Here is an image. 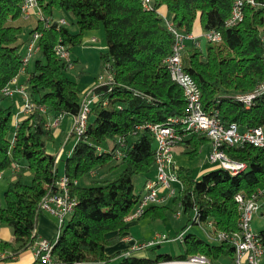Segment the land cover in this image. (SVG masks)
Masks as SVG:
<instances>
[{"label":"trees","instance_id":"16d2710c","mask_svg":"<svg viewBox=\"0 0 264 264\" xmlns=\"http://www.w3.org/2000/svg\"><path fill=\"white\" fill-rule=\"evenodd\" d=\"M23 2L0 0V173L11 169L13 175L0 204V225L11 227L13 237L0 238V261H11L33 246L41 202L56 190L61 176L58 163L63 160L77 203L53 240L51 264H152L192 254H203L214 264L222 258L227 259L224 264L231 262L235 245L230 233L240 229L236 195H251L264 186V148L250 143L222 146L230 157L248 164L238 174L219 167L196 178L189 166L174 167L181 182L175 200L189 221L210 226L209 238L188 231L186 224L182 252L176 256L128 253L113 263L121 251L110 253L108 248L127 234V216L140 200L134 178L144 173L148 180L156 167V138L149 125L187 113L183 87L172 78L166 61L176 43L168 23L186 36L182 62L200 86L204 110L217 112L224 123L236 122L242 130L264 127V93L250 106L238 98L264 80V0L244 3L243 19L232 26L227 20L235 0H152L150 7L143 0H38L43 17L38 16L27 39L22 38ZM60 9L73 14L76 32L59 23L55 13ZM48 18L53 22L47 24ZM100 25L107 39L102 62L112 78L94 86L98 99L90 115L94 113L95 119L89 115L87 129L70 154L56 160L57 154L47 148L54 133L46 124L60 114L77 115L83 96L78 82L68 75L72 67L55 54L54 47L62 42L71 53L87 30ZM212 29L222 39L207 41L205 48L187 36ZM35 32H39L38 49L26 60L21 48L26 42L29 48ZM22 71L27 75L18 80ZM15 77L32 103V110L20 120L15 118L13 102L18 98L17 106H22V95L4 92ZM7 98L13 102L5 103ZM208 142L207 134L189 133L179 144L195 158ZM15 164L19 170L13 169ZM107 165L122 170L115 178L97 179L99 168ZM25 169L33 174L31 183L24 180ZM89 173L93 184L79 183ZM168 208L152 203L139 219L163 218ZM257 234L264 246V229Z\"/></svg>","mask_w":264,"mask_h":264},{"label":"built area","instance_id":"2783aa9c","mask_svg":"<svg viewBox=\"0 0 264 264\" xmlns=\"http://www.w3.org/2000/svg\"><path fill=\"white\" fill-rule=\"evenodd\" d=\"M151 1L152 0H143V3L146 7H150ZM246 2L255 4V0H235L232 13L227 20V25H235L243 19V6ZM22 12L23 16H28L36 12L39 17H43L38 6V0H24ZM52 20V18H48L47 24L53 22ZM58 21L60 24L66 23L64 17L59 18ZM168 26L175 33L176 43L174 44L172 54L166 61L172 78L183 87L187 99V113L182 117L169 118L165 122L149 125L157 140V174L155 178L152 177L146 181L144 192L141 194L137 207L127 216V220L129 221L140 218L148 205L160 203L164 199L163 196L159 195L160 187H167L172 193H176L175 188L171 189L172 182H181L173 167V150L189 133L207 134L211 141V152L208 155V159L211 162H220L221 167L228 169L233 174L244 172L248 164L230 157L222 148L224 144L244 145L250 143L264 148V127L258 126L242 130L236 122L226 124L221 120L217 112H207L204 110L200 86L194 77L185 70L182 62V51L184 49L186 36L174 27L171 22L168 23ZM187 36L193 39L198 38L192 34ZM203 36L207 41H220L222 39L221 33L213 29L204 31ZM38 38L39 32H35L29 43V52L25 58L26 60L38 49ZM197 43L199 44V42ZM54 52L58 57L68 61L70 67H73L74 64L72 62L71 53L64 43L58 42L54 47ZM111 78L112 74L110 73L105 82L109 81ZM17 83V77H15L8 86L4 88V92L7 94H13L15 92L20 93L24 100L20 111L28 114L32 110V103L29 100L25 86L17 85ZM93 88L83 97L81 110L77 115H74L69 136L77 135L79 137L87 129L92 103L98 99V95ZM262 93H264V80L257 85L255 91L239 95L238 98L244 101L247 106H250L253 98ZM59 122L60 118L50 119L46 126L52 128L57 126ZM120 154L121 152H118V156H120ZM58 159L59 155L56 160ZM13 169L19 170L20 165L15 164ZM1 176L2 172L0 173V178ZM74 181L77 182V180ZM70 183L71 179L66 174L61 175L55 183L56 190L48 193L41 202L42 209H47L59 218L60 227L63 225L67 215L74 211L77 203L76 197L72 195ZM263 196L264 186L251 195L242 192L236 195V201L240 212V229L230 233V238L235 245V257L228 264H263L264 246L252 227L253 216L259 210L260 199ZM180 215L181 213L178 212L177 216ZM224 235L225 234L222 233L220 237H224ZM156 236L157 239L139 244L137 247L149 246L155 242H162L168 239L166 234L158 233ZM183 236L184 232L180 233L175 239L182 240ZM53 247V240L37 236L31 247L34 255L33 264H51L53 260ZM152 264L214 263L203 254H192L185 258L163 260Z\"/></svg>","mask_w":264,"mask_h":264},{"label":"rangeland","instance_id":"374dc122","mask_svg":"<svg viewBox=\"0 0 264 264\" xmlns=\"http://www.w3.org/2000/svg\"><path fill=\"white\" fill-rule=\"evenodd\" d=\"M55 16L58 18L64 17L66 19V25L71 28L73 32L78 30L77 25L75 24V18L73 14L66 10L60 9L57 10ZM35 26L34 21L31 22H24L23 24V32L22 38L27 39L30 35L31 29ZM201 40V45L203 48L206 47L207 39L201 34L199 36ZM107 51V39H106V31L103 25H100L96 28L89 29L85 32L83 36V40L80 44L76 45L71 50V58L74 60V65L68 71V75L71 79L78 82L79 88L81 90L82 96L85 97L87 92L91 90L97 84L105 82L108 79L110 74L109 68H107L102 62V53ZM21 52L24 55H27L28 50V43H24L23 47L21 48ZM37 55V54H36ZM35 54L33 56H36ZM34 57H31L30 64H33ZM27 73L22 71L21 78L26 77ZM18 99V98H16ZM14 98V102L11 98H7L5 101L6 103L14 104V112L17 107V100ZM20 104L24 102L23 99L20 98ZM72 114H60L59 116H55L54 118H61L60 119V132L58 135H55L47 141V148L52 153H57L59 149L63 148V157L68 156L71 152L73 146L75 145L78 136L71 135L70 128H69V120L72 117ZM90 119H95V114L91 113ZM54 133V132H53ZM113 142V141H112ZM154 146H157V140L154 141ZM184 146L175 147L173 150V164L175 167H179L181 165L189 166L193 174L196 178H201L205 173L221 167L220 162H211L208 159V155L211 152V141L206 143L199 153V155L195 158H191L189 154L183 152ZM118 160H115L113 164L118 163ZM59 173H64V161L61 160L58 163ZM9 170V169H8ZM26 170V169H25ZM122 168L121 166H116L110 170L109 165L100 167L98 170V177L97 179L101 178H115L117 177ZM24 171V170H23ZM7 173H10L7 171ZM23 177L27 183H31L33 181V174L28 175V173L24 171ZM157 168L154 167L151 171L152 177H156ZM147 176L144 173L138 174L134 178L135 190L137 193L141 194L144 192L143 185L145 183ZM81 184L83 185H91L93 184L92 175L86 174L81 179ZM8 180L2 179L0 180V204H4V191L7 187ZM175 188L176 193H179V189L181 188V183L179 182H172L171 189ZM159 195L163 196L164 199L160 203H165L169 208L163 218L160 219H151V218H138L139 221L136 225L130 226V232L134 237V240L137 243H146L157 239V234H166L168 236L167 240L162 242H155L149 246L138 247L134 250V252H139L145 254L144 256L156 257L158 254L161 253H170L174 256L180 254L182 252L180 240H176L175 238L183 232V228L186 224L188 227L186 228L190 232H194L199 234L204 238H209L206 229H210V226L207 224H199L193 223L192 221L188 220L187 214L184 213L183 207L181 204L175 200V193H172L171 190L167 187H160L159 188ZM264 197V196H263ZM262 197V198H263ZM262 199L260 201V205L262 204ZM180 212L181 215L177 216V213ZM264 203L259 213H255L252 220V227L253 230L260 231L261 228H264ZM193 214V213H192ZM40 217L47 216L48 219L52 220V222L57 225V231L60 227L59 218L48 211L47 209H42L40 212ZM70 214L67 215L66 220L69 218ZM4 226H8L3 224ZM37 225H41L40 218L37 221ZM9 227V226H8ZM57 231L52 238V240H56ZM227 259L222 258L218 261L219 264H224Z\"/></svg>","mask_w":264,"mask_h":264},{"label":"crops","instance_id":"0c3cea01","mask_svg":"<svg viewBox=\"0 0 264 264\" xmlns=\"http://www.w3.org/2000/svg\"><path fill=\"white\" fill-rule=\"evenodd\" d=\"M31 21H34L35 23V26L37 25V22H38V15L36 12L34 13H31L30 15L28 16H22V19H21V22L24 24V22H31ZM33 26V27H35ZM204 31L202 30H198L194 33H192V35H194L195 37H198V41L199 44H201V40L199 39V36L201 34H203ZM21 74L18 78V80H21ZM90 91V90H89ZM23 99V98H22ZM6 103V101H5ZM23 105V104H22ZM21 106L18 107V109H16V113H15V118L16 120H20L22 118L25 117V113L21 112ZM59 116V115H58ZM53 118V117H52ZM51 119V118H50ZM61 119V118H60ZM73 119H74V115L70 118L69 120V128H71V125H72V122H73ZM60 122L57 126L55 127H52L53 129V132L55 135H58L59 132H60ZM179 146H183V145H177V147ZM183 152H184V149H183ZM63 153V148L59 149L58 152L56 153L57 156L59 155V158L60 156L62 155ZM70 154V153H69ZM173 167H175V165H173ZM7 171H9L10 173H7ZM28 173V175H30L31 173L26 170L25 173ZM64 173H61V175H63ZM13 175H12V170L9 169V170H5L3 173H2V176L0 178V180L2 179H6V180H9L10 178H12ZM147 179V178H146ZM147 180H145V183H146ZM79 183H81V181L79 180ZM145 183L143 185V189L145 187ZM141 194V192H140ZM262 199V204L260 205V208L259 210L256 212L257 214L259 213V211H261V208L263 206V203H264V197L261 198ZM260 199V201H261ZM41 212V211H40ZM262 215H264V212L262 213ZM41 215L39 214V217L38 219L40 218L41 220V225L36 227V233L38 235V237H45L49 240H52V238L54 237L56 231H57V225H55L54 222H52V220L48 219L47 216H42L40 217ZM138 219H133V220H130L129 221V228L127 230V234L121 238L120 241H118L116 244L110 246L108 248L109 252L110 253H113L115 251H121L120 254H118L114 260H113V263H116L117 261H119L121 259V257L125 254H128V253H132V254H136V255H139V256H144L145 254H141L139 252H134L135 249H137L138 245L140 243H137L135 240H134V237L133 235L131 234L130 232V226L131 225H136L139 221H137ZM140 220V219H139ZM253 220V219H252ZM141 221V220H140ZM261 229H264L263 227ZM59 230H60V227L58 228V231H57V236L59 235ZM254 232L258 233L259 231L258 230H255ZM56 236V237H57ZM13 237V232H12V229L11 227H8V226H4L3 224L0 225V238L2 239H5V240H10L12 239ZM55 237V238H56ZM34 262V255H33V249L32 248H29L23 252H21L19 255L15 256L12 258L11 261H0V264H31Z\"/></svg>","mask_w":264,"mask_h":264}]
</instances>
